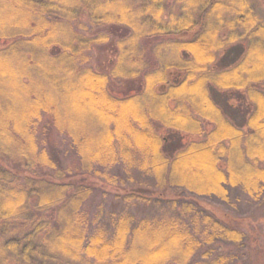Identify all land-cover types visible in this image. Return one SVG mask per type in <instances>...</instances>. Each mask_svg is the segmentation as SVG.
I'll return each mask as SVG.
<instances>
[{
  "label": "trees",
  "instance_id": "1",
  "mask_svg": "<svg viewBox=\"0 0 264 264\" xmlns=\"http://www.w3.org/2000/svg\"><path fill=\"white\" fill-rule=\"evenodd\" d=\"M260 1L0 0V40L7 41L0 46V264H229L230 256L211 257L206 245L241 243L244 233L192 202L177 214L138 220L122 210L108 232L91 227L84 209L93 187L71 176L109 182L115 179L96 167L120 164L150 175L160 189L228 201L229 186L259 198ZM238 47L218 67L219 56ZM94 48L114 58L95 68ZM114 81H123L125 95L111 92ZM212 90L237 94L242 124ZM161 129L177 137L169 151ZM54 133L75 153L70 166L62 167L52 147ZM178 133L201 138L183 142Z\"/></svg>",
  "mask_w": 264,
  "mask_h": 264
},
{
  "label": "rangeland",
  "instance_id": "2",
  "mask_svg": "<svg viewBox=\"0 0 264 264\" xmlns=\"http://www.w3.org/2000/svg\"><path fill=\"white\" fill-rule=\"evenodd\" d=\"M255 13L264 19V5L262 2L254 3ZM97 29H100L98 27ZM118 32L125 33L122 27L116 28ZM7 41L0 40V46L6 45ZM241 47L233 48L227 57L222 58L217 63L222 67L238 56ZM90 64L98 68L100 64L106 63L113 53H104L93 49L90 52ZM181 74L172 77V82L180 79ZM125 84L123 81H114L110 85L111 92L117 96L124 94ZM212 98L221 106L236 124H242L244 116L237 94L226 91H210ZM125 95V94H124ZM205 129L211 125L204 123ZM161 134L168 136L166 148L168 151L177 144V137L170 136V131L161 129ZM183 142L191 139H200L199 136L187 134H177ZM52 139V147L57 150L59 161L62 167H67L75 162L76 157L67 138L63 135L54 133L49 136ZM1 162L8 167H12L9 159L3 158ZM74 164V163H73ZM13 169V168H12ZM96 169L105 171L115 180L105 181L93 173L87 175H73L72 181L83 179L93 187V191L87 201L84 203V209L88 212L90 225L102 226L108 232L112 229V223L115 216L122 210H128L135 219L142 217H158L163 214H177L180 205L183 202H192L199 210L209 213L230 226L236 227L244 233L241 243H235L227 240H216L210 245H206L210 251L211 257L218 255H227L232 259L229 264H264V192L259 198H252L240 187H227L229 200L223 201L216 196H197L183 188H158L154 186L153 178L137 169H132L130 173L124 172L120 164L104 169L99 166ZM14 170V169H13ZM48 175V174H47ZM49 176V175H48ZM113 182V183H112ZM140 196V199L132 198L128 200L126 195ZM170 200H175L172 204ZM200 252L196 254L195 259L200 258Z\"/></svg>",
  "mask_w": 264,
  "mask_h": 264
}]
</instances>
